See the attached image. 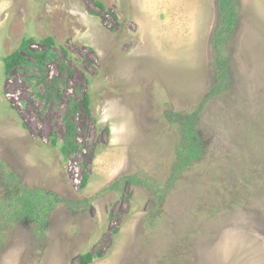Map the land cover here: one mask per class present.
<instances>
[{
	"label": "rangeland",
	"instance_id": "374dc122",
	"mask_svg": "<svg viewBox=\"0 0 264 264\" xmlns=\"http://www.w3.org/2000/svg\"><path fill=\"white\" fill-rule=\"evenodd\" d=\"M236 6L223 80L218 0H0V264H264V0ZM11 172L60 199L45 221L7 214Z\"/></svg>",
	"mask_w": 264,
	"mask_h": 264
},
{
	"label": "trees",
	"instance_id": "16d2710c",
	"mask_svg": "<svg viewBox=\"0 0 264 264\" xmlns=\"http://www.w3.org/2000/svg\"><path fill=\"white\" fill-rule=\"evenodd\" d=\"M238 0H218V8L220 20L219 24L213 34L212 46L214 48L215 63L219 78L225 80L228 76V62L223 53L225 52L228 37L230 33L235 30L237 26V5ZM228 33V35H226ZM51 39H46L50 41ZM21 47H27V40L21 43ZM39 62L45 58L44 53L35 54ZM23 62V57L19 51H14L4 58V71L6 74L10 73L16 66ZM218 86L212 87V92L218 90ZM87 101V97H85ZM199 111L178 112L173 114V118L178 123L180 142L176 148L175 162L173 164V172L171 179L180 174L186 167L195 162L202 154L199 143V136L197 132V119ZM68 130L73 132V126L68 123ZM75 149L74 143L68 142L62 151L66 153L67 150ZM8 178L15 179L16 190L11 195L10 199L6 201L7 214H13L16 219H30V220H46L49 211L60 199L53 193L46 192L39 187H27L20 182L16 176L11 172ZM121 180L132 184L144 183L135 176L125 175L115 180L111 186L116 185ZM59 199V200H58ZM92 259L90 253L81 256L82 264H88Z\"/></svg>",
	"mask_w": 264,
	"mask_h": 264
}]
</instances>
